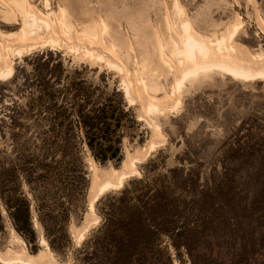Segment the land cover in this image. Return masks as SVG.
<instances>
[{
    "label": "rangeland",
    "instance_id": "rangeland-1",
    "mask_svg": "<svg viewBox=\"0 0 264 264\" xmlns=\"http://www.w3.org/2000/svg\"><path fill=\"white\" fill-rule=\"evenodd\" d=\"M24 1L29 12L47 18L53 27L48 33L20 37L23 16L13 0H0V165L14 161L16 153L24 148L34 149L35 139L39 141L50 131L49 123L56 116L54 104L70 98L73 82L98 88L97 93L120 92L135 124L122 139L120 163H97L84 145L82 166L89 187L82 208L70 217V244L64 252L52 251L47 243L46 248L43 230L35 218V247L28 244L14 230L0 201V254L11 256L24 249L48 264H76L74 249L100 220L96 201L93 210L89 206L94 190L103 180L116 181L123 173V185L105 190L99 198L119 191L145 171L157 176L178 169L185 174L195 173L202 182L212 169L221 168V152L229 146L238 153L248 147L253 150L250 161L245 163L240 157L231 163L236 168L260 166L264 155V76L243 80L224 72H211L172 89L184 65L174 63L175 59L165 52L164 57L172 65L166 69L158 58L157 46L158 40L164 39L163 33L178 39L180 24L185 20L204 39L223 35L225 43L234 49L218 51L210 44L209 59L232 61L252 72L264 70V0ZM173 3L181 8V14L173 9ZM62 11L72 25L69 32L61 21ZM234 24L240 28L235 36H230ZM87 25L95 26L96 36L80 32ZM48 38L55 40L54 45L47 44ZM17 48L22 50L21 55L14 54ZM84 48L92 49L93 55L84 54ZM97 55L101 60L96 59ZM143 58L149 59V68L142 67ZM107 62L119 68L109 67ZM125 87L129 98L124 94ZM152 103L159 111H149ZM247 180L260 182L255 175ZM23 187L27 192V186ZM32 214L34 217L33 210ZM243 220L237 218V222ZM254 220L246 218L250 230L263 233ZM253 247L247 245L246 262L264 264V242L260 254L253 252ZM233 248H215L213 264H236ZM169 251L173 264H182L171 245Z\"/></svg>",
    "mask_w": 264,
    "mask_h": 264
},
{
    "label": "trees",
    "instance_id": "trees-1",
    "mask_svg": "<svg viewBox=\"0 0 264 264\" xmlns=\"http://www.w3.org/2000/svg\"><path fill=\"white\" fill-rule=\"evenodd\" d=\"M69 91L68 100L54 104L50 131L35 139L34 149L24 148L14 161L0 165V201L14 230L35 247V218L54 252L69 246L70 217L82 208L88 192L84 145L95 162L120 163L122 139L135 124L120 92L97 93L98 88L82 82H73ZM240 157L250 161L251 147L243 153L223 149L221 168L212 169L202 182L195 173L178 169L157 176L145 171L98 198L99 223L74 249L75 263L173 264L171 245L182 264H213L220 247H234L236 264H248L247 245L260 254L264 242V232L250 230L246 222L252 217L264 230V155L256 169L231 164ZM253 175L260 182L247 180Z\"/></svg>",
    "mask_w": 264,
    "mask_h": 264
},
{
    "label": "bare ground",
    "instance_id": "bare-ground-1",
    "mask_svg": "<svg viewBox=\"0 0 264 264\" xmlns=\"http://www.w3.org/2000/svg\"><path fill=\"white\" fill-rule=\"evenodd\" d=\"M13 4L23 16L22 24L20 25V30H21L20 37H26L25 35L29 36V35H35V34L41 35L45 32L48 33L52 29L53 26L47 18L36 17L34 13H31L26 9L24 0H13ZM172 5H173V9H176L178 14L182 13V10L177 5V3H173ZM8 16L9 15H7V17ZM10 20L12 19L10 18ZM61 21L64 27L69 32L72 28V25L65 17L64 11H62V14H61ZM102 26H103V31H106L107 27H106V24H104V22H102ZM239 28H240L239 24H234L232 26L230 36H233V35L235 36L238 33ZM168 29H169V26H168ZM80 32L83 35L90 36V37L96 36V33H97L96 28L93 25L84 26V28H82ZM11 34L13 33L11 32ZM163 37L164 39L162 41L161 40L159 41L157 39L158 40L157 52H158L159 60L165 65L166 69L167 67L169 69L172 67L170 61H168L164 57V53L166 52L173 59H175L174 63L181 65V66L184 65L182 74L180 78L176 81V83L173 85L172 89H179L182 87L185 81H189L192 78L197 77L198 75H201V74L205 75L211 72H218L220 74L226 73L231 76L241 78L243 80L252 79L255 76H259V77L264 76V70H258L256 72H252L247 67L241 66L238 63L235 64L232 61H227L224 59H209V56L211 53L210 44L215 45L216 50L218 51H221L223 49H225L226 51H233L234 49L231 45H227L225 43L227 39L223 35L220 37H216V38L208 37V39H204L201 35L198 34L197 31L193 30L191 24L188 21L184 20L180 24V32L178 34V39L173 38L172 35L167 36L164 33H163ZM48 39H49L47 40L48 43L47 42L46 43L49 45H54L55 40L51 38H48ZM14 54L21 55L22 50L20 48H17L14 50ZM84 54L93 55L92 49L84 48ZM254 56L257 57L258 59L262 58L260 55H254ZM200 57L206 60L205 61L200 60L199 59ZM96 59L101 60V57L97 55ZM143 63L145 64L144 66L145 68L146 67L149 68L148 59L145 58ZM107 65L109 67L119 68V66L113 62H107ZM124 90H125L124 92L125 96L128 97L129 96L128 88L125 87ZM129 100L132 101V99H129ZM148 109L149 111H152V112L159 111L158 106L154 103L150 104ZM125 178H126V173H123L117 178L116 181L112 179H106L98 183L97 188L94 190L92 200L89 203L90 209L93 210V203L97 201L99 196L105 190L110 189V188L121 187L123 185V181ZM12 231L14 233L13 229ZM20 242L24 244L21 238H20ZM42 242L46 245V248H48L46 244L47 242L44 238H42ZM0 262L6 263V264H15V263H18V264H48L47 262H45L44 259L38 258L35 255H31L27 253L24 249H22L21 252H18L11 256H3L2 254H0Z\"/></svg>",
    "mask_w": 264,
    "mask_h": 264
},
{
    "label": "crops",
    "instance_id": "crops-1",
    "mask_svg": "<svg viewBox=\"0 0 264 264\" xmlns=\"http://www.w3.org/2000/svg\"><path fill=\"white\" fill-rule=\"evenodd\" d=\"M144 59H145V58H143V59H142V62H141V63H142V67L145 66V64L143 63ZM148 60H149V59H148ZM148 63H149V61H148ZM151 85H152L153 87L155 86V89H156V84L153 83V84H151Z\"/></svg>",
    "mask_w": 264,
    "mask_h": 264
}]
</instances>
